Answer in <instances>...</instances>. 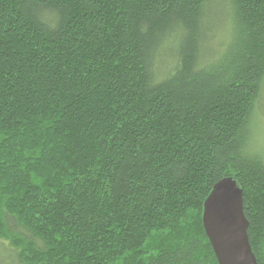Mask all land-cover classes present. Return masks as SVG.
<instances>
[{
    "label": "trees",
    "instance_id": "trees-1",
    "mask_svg": "<svg viewBox=\"0 0 264 264\" xmlns=\"http://www.w3.org/2000/svg\"><path fill=\"white\" fill-rule=\"evenodd\" d=\"M262 84L264 0H0V264H217L228 176L264 264Z\"/></svg>",
    "mask_w": 264,
    "mask_h": 264
},
{
    "label": "water",
    "instance_id": "water-1",
    "mask_svg": "<svg viewBox=\"0 0 264 264\" xmlns=\"http://www.w3.org/2000/svg\"><path fill=\"white\" fill-rule=\"evenodd\" d=\"M243 191L239 179L223 178L203 203L201 224L217 264H256L247 234Z\"/></svg>",
    "mask_w": 264,
    "mask_h": 264
},
{
    "label": "rangeland",
    "instance_id": "rangeland-1",
    "mask_svg": "<svg viewBox=\"0 0 264 264\" xmlns=\"http://www.w3.org/2000/svg\"><path fill=\"white\" fill-rule=\"evenodd\" d=\"M261 90L251 112L252 125L248 152L255 153L264 161V84H262Z\"/></svg>",
    "mask_w": 264,
    "mask_h": 264
},
{
    "label": "bare ground",
    "instance_id": "bare-ground-1",
    "mask_svg": "<svg viewBox=\"0 0 264 264\" xmlns=\"http://www.w3.org/2000/svg\"><path fill=\"white\" fill-rule=\"evenodd\" d=\"M224 31V30H223ZM225 32V31H224ZM226 34V33H225ZM223 39V38H222ZM220 40V39H219ZM217 46V45H216ZM218 47V46H217ZM214 48V47H213ZM223 48H224V46H223ZM215 50V49H214ZM226 52V51H225ZM229 177V176H228Z\"/></svg>",
    "mask_w": 264,
    "mask_h": 264
}]
</instances>
